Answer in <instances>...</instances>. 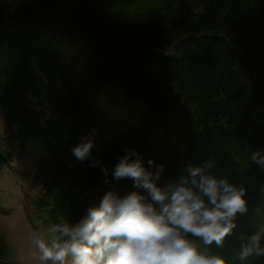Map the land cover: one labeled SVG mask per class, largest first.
Wrapping results in <instances>:
<instances>
[{
  "label": "trees",
  "instance_id": "16d2710c",
  "mask_svg": "<svg viewBox=\"0 0 264 264\" xmlns=\"http://www.w3.org/2000/svg\"><path fill=\"white\" fill-rule=\"evenodd\" d=\"M169 45L182 54L157 51ZM0 112L38 161L30 209L46 238L109 188H131L75 160L71 147L94 127L105 164L129 145L166 165L162 181L215 157L249 188L238 231L264 224V170L249 158L264 148V0H0ZM11 163L0 147V173ZM236 245L215 250L231 257Z\"/></svg>",
  "mask_w": 264,
  "mask_h": 264
},
{
  "label": "clouds",
  "instance_id": "9594fccd",
  "mask_svg": "<svg viewBox=\"0 0 264 264\" xmlns=\"http://www.w3.org/2000/svg\"><path fill=\"white\" fill-rule=\"evenodd\" d=\"M157 51L182 54L172 45ZM98 135L94 127L79 138L71 147L75 160L99 167L106 184L131 179V188L123 195L109 188L78 221L51 224L50 238L33 231L30 241L45 264H243L264 257V224L238 231L249 211V188L219 173L215 157L187 162L162 181L166 165L129 145L111 167L105 164L96 154ZM249 158L264 170V148ZM259 192L264 196V184ZM228 237L237 241L231 257L215 250Z\"/></svg>",
  "mask_w": 264,
  "mask_h": 264
},
{
  "label": "rangeland",
  "instance_id": "374dc122",
  "mask_svg": "<svg viewBox=\"0 0 264 264\" xmlns=\"http://www.w3.org/2000/svg\"><path fill=\"white\" fill-rule=\"evenodd\" d=\"M3 115L0 112V147L13 155V163L0 173V227L6 231L9 249L7 262L45 264L39 259V252L30 241L33 231H41L30 209L40 192L35 178L38 161L28 151L29 146L23 149L25 147L15 137L16 127H11ZM111 130L109 125L105 126L104 133L108 140L114 139ZM30 212L32 216H29Z\"/></svg>",
  "mask_w": 264,
  "mask_h": 264
},
{
  "label": "bare ground",
  "instance_id": "6f19581e",
  "mask_svg": "<svg viewBox=\"0 0 264 264\" xmlns=\"http://www.w3.org/2000/svg\"><path fill=\"white\" fill-rule=\"evenodd\" d=\"M12 130V129H11ZM23 149H25V148H23Z\"/></svg>",
  "mask_w": 264,
  "mask_h": 264
}]
</instances>
